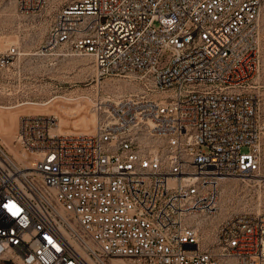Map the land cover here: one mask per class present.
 Instances as JSON below:
<instances>
[{
    "label": "built area",
    "instance_id": "obj_1",
    "mask_svg": "<svg viewBox=\"0 0 264 264\" xmlns=\"http://www.w3.org/2000/svg\"><path fill=\"white\" fill-rule=\"evenodd\" d=\"M53 0H16L39 15ZM38 55L90 56L94 131L20 115L0 139V259L14 264H264V211L231 215L209 239L219 187L264 168L262 0H55ZM18 46L0 36V69Z\"/></svg>",
    "mask_w": 264,
    "mask_h": 264
},
{
    "label": "rangeland",
    "instance_id": "obj_2",
    "mask_svg": "<svg viewBox=\"0 0 264 264\" xmlns=\"http://www.w3.org/2000/svg\"><path fill=\"white\" fill-rule=\"evenodd\" d=\"M55 0L51 7L39 15L22 14L16 9V0H0V36L17 44L19 55L7 69H0V131L14 127L16 117L23 111H41L57 117L60 131L93 132L96 124L94 101L80 96L88 95L94 99L95 91L100 96L111 93L117 96L134 90L136 84L122 77L108 76L97 82L96 70L90 56L69 55L59 50L54 55L36 54L44 39L55 10ZM260 28V54L264 80V0H262ZM20 116V115H19ZM17 117V120L19 118ZM18 122V121H17ZM17 129V126H16ZM16 130L0 139L13 147ZM260 182L240 178L222 181L219 187L218 212L199 215L194 221L200 232L209 239L225 218L239 213H258L264 211V168L260 172ZM116 264H135L129 259H114ZM113 263V261H112ZM0 264H14L0 259Z\"/></svg>",
    "mask_w": 264,
    "mask_h": 264
},
{
    "label": "bare ground",
    "instance_id": "obj_3",
    "mask_svg": "<svg viewBox=\"0 0 264 264\" xmlns=\"http://www.w3.org/2000/svg\"><path fill=\"white\" fill-rule=\"evenodd\" d=\"M39 113H43V112H39V111H23V112H20L18 115H17V117L19 116V115H27V114H39ZM17 117H16V121H15V125H14V127L12 128V129H10V130H7V131H0V134H3V135H7V134H11V133H13L15 130H16V126H17ZM93 120H96V118L94 117L93 118ZM58 132H60V133H70V132H66V131H60L59 130V128H58ZM73 132H81V131H73ZM82 132H84V131H82ZM72 133V132H71ZM86 133H91V132H86ZM253 176H255V177H261L260 175H258V174H256V175H253ZM241 180H243V181H245L247 184H249V181H253V182H260V181H262V179L261 178H249V177H242V178H240ZM218 209H219V205L217 204V209H216V212H218ZM114 261H116V260H113V264H116V263H114Z\"/></svg>",
    "mask_w": 264,
    "mask_h": 264
}]
</instances>
